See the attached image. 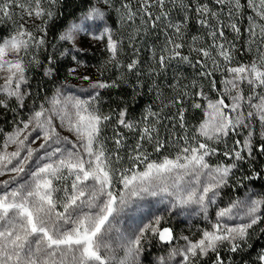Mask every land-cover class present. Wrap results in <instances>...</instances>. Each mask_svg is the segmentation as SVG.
Returning a JSON list of instances; mask_svg holds the SVG:
<instances>
[{
	"label": "snow or ice",
	"instance_id": "obj_1",
	"mask_svg": "<svg viewBox=\"0 0 264 264\" xmlns=\"http://www.w3.org/2000/svg\"><path fill=\"white\" fill-rule=\"evenodd\" d=\"M172 2H179L185 11L182 21L171 20L164 9L165 0H135V8L132 0H121L117 12L125 23L139 19L141 26L150 23L153 29L157 21L167 22L164 46L159 56L153 48L152 58L161 70L173 60L199 66L197 75L210 79L217 98H210L201 88L194 93L185 91L174 102L183 105L184 96L200 98V102L193 99L192 108L201 110L205 118L188 135L181 106L176 116L184 134L173 132L171 138L162 140L154 125L139 127L125 118L126 110H121L116 123L137 132L136 142L126 144V137L115 131V148L109 150L102 133L112 117L97 107L98 92L89 99L64 97L58 92L48 106L34 107L27 120L16 122L0 143V178L8 177L0 179V264H141L146 245L153 241L166 246V255L159 256L155 264H202L210 254L215 256L212 264H225L221 250L242 251L252 231L264 223V192L249 190L243 199L230 200L224 207L217 204L222 189L230 186L234 170L255 159L256 152L264 155V0H211L214 7L201 0ZM59 3L0 0V23H12L7 36H0V95L5 97L0 99V108L9 109L7 101L13 98L21 109L24 107L30 95L25 87L29 82L25 56L45 45L47 25L55 18ZM98 3L101 6L90 7L79 23H71L60 34L59 40L81 51L78 37L85 33L104 45L108 62L118 63L122 41L115 37L103 7L111 6V0ZM153 8L160 9L158 15H153ZM191 11H195L197 23L208 29L211 40L207 46H199V38L193 37L190 48L199 57L194 63L181 51L190 19L187 13ZM224 14L227 24L221 18ZM17 15L22 23L16 20ZM245 16L247 27L242 31L239 22ZM29 20L35 30L28 27ZM225 27L236 39L247 34L248 51L257 45L248 63L237 60L236 41L227 39ZM129 39L131 42L135 35ZM137 64L133 59L128 70L133 71ZM51 72L47 69L45 75ZM217 73L222 89L217 87ZM114 86L100 81L91 85L93 89ZM150 116L158 114L149 112L145 120ZM57 119L59 127L66 128L75 139L62 135L54 122ZM241 135L243 139H236L229 148L228 139ZM146 143L151 145V152ZM221 143L230 163L213 166L208 158L220 153L217 145ZM10 146L14 150L8 151ZM169 147L175 151L165 155ZM122 149L127 155L126 166L121 163ZM153 153L160 155L153 158ZM260 177V172L250 170L243 179ZM238 182L243 186V180ZM149 198L168 205V213L194 209L192 214L206 221L199 229V238L177 235L163 214L137 215L144 208L142 202ZM214 206L212 219L209 210ZM125 218L132 223L122 230ZM258 260L264 264V253Z\"/></svg>",
	"mask_w": 264,
	"mask_h": 264
},
{
	"label": "rangeland",
	"instance_id": "obj_2",
	"mask_svg": "<svg viewBox=\"0 0 264 264\" xmlns=\"http://www.w3.org/2000/svg\"><path fill=\"white\" fill-rule=\"evenodd\" d=\"M207 2L209 3V5H212L211 0H202V2ZM172 3L174 6L175 4L172 2V0H165V6L164 9L165 11L168 13V4ZM83 5L84 7L82 8L83 11L79 12L74 19H72L66 26V28L73 22L79 23V18L83 16V14L85 12L88 11V9L90 7H92L93 5L96 6H101L98 3V0H83ZM132 6L133 8L136 7L135 4V0H132ZM104 10L107 14L108 17V23L109 25L112 27L114 35L117 39L122 41V51L127 50L129 51V56L133 55L135 56L136 53H141L142 55H145L147 58H149V60H152L153 58V48L156 49V55H160V49L164 46L165 43V24L167 23L166 21H164L163 19H161L160 21H157V27L155 29H153L151 27V24L149 23L148 25H144L141 26L140 20L137 19L134 23H125L123 21H121L120 19V13L117 12V9H119L121 7V0H111V6H103ZM214 7V6H213ZM18 13L19 10H14ZM153 15H158L160 12L159 8H153ZM169 14V13H168ZM171 20L173 22H175V19L172 17L171 14H169ZM16 20L19 22H23L19 20V15H17ZM225 24H227V15L224 14L221 17ZM25 19H28L27 17H25ZM247 16H245L239 23L241 26V29L243 31L244 28L247 27ZM8 24L5 25L4 28H1L2 26H0V28L2 29V33H6L7 34L12 30V23L11 22H7ZM36 24H39L40 21L37 20L35 22ZM1 25V23H0ZM28 27L35 30V26L32 23V21L29 20L28 22ZM65 28V29H66ZM135 28H140L141 30L138 32V34H135L133 32V29ZM64 29V31H65ZM225 34L228 40H235L236 41V45L240 44V41H244V50L246 51V53L249 55V60L254 56L255 54V48L257 47V45H252V49L253 51H248V38H247V34L244 33L243 37L240 39H236L234 36V33L231 31L230 28L225 27ZM154 31L157 35V38L153 39L151 37L150 32ZM167 31L171 32V29H168ZM208 33V29L205 32V35H203L204 37H202L199 33L195 34V37L199 38L198 41V45L199 46H207L208 44L211 43L210 38L207 35ZM135 35V39L132 40L130 42V36ZM153 39V40H152ZM159 39V40H158ZM147 42V43H145ZM192 42H193V38H192ZM192 42L190 43L192 45ZM184 44V42H183ZM62 45V46H61ZM190 45V46H191ZM77 48L78 49H82L81 51H77L73 49V46L70 43L67 42H60V45L57 47V50L62 54L63 57H65L66 59L69 60V69H68V80L63 83L58 85L57 87H55L52 95L47 99V102L44 104L45 106H48V102L57 95V93H61L62 96L64 97H76V98H80V99H89L94 93L98 92L99 93V97L97 100V107L100 109L101 112H103L104 114L107 115H111L112 119L110 121L107 122L106 126L103 129V133L102 135L106 138V144L109 150H113L115 148L114 142H113V137H114V133L115 131H119L124 137H126V144H128L130 138L133 137L134 134H137V132H132L129 130H126L125 128L117 125L116 121L118 119V115L119 114H115L112 110L108 109V108H104L101 107V105H99V98H100V92L103 89H93L91 87V85L94 82H105L108 83V81H105V79H103V75L102 72H100V70H97L95 65L90 64L89 62H87L88 60H82V53H86V52H97L99 54L103 53L105 50V47L102 43L99 42H94L92 41V39L90 38V36H88L85 33H81L80 36L78 37V44H77ZM36 49H32L30 54L25 56V63L27 65V68L29 67V64L31 62V60L33 59V52ZM182 53L184 55H188L191 60L193 61V63L195 62V60L197 58H199L197 56V54L193 51H191V48L188 46L186 48H183ZM251 56V57H250ZM73 57H77V58H73ZM105 58L108 57V53L106 52ZM236 58H237V52H236ZM74 62H71V61ZM238 60V58H237ZM249 62V61H248ZM246 62V63H248ZM181 65L184 66H188L190 69H192L195 74L193 76V79H195L194 81H199V87H197L196 92L200 91L201 88H203L204 92L212 99L217 98V92L213 91L211 88V84H210V79H204L200 76L197 75V72L199 71V66H197V68H193L191 65L177 61V60H173L168 67H170V69H177L178 67H180ZM71 69H75L74 72H70ZM108 69V68H107ZM28 71V70H27ZM27 74V72H26ZM89 77L88 80L83 79V77ZM106 77V76H105ZM216 81H220L219 84L217 82V87L222 89V84H221V75L219 73L216 74L215 76ZM2 82V81H0ZM110 84V83H108ZM169 89V88H168ZM247 89H245V92L247 93ZM28 97V96H27ZM25 98V102L26 99ZM5 97H3L2 95H0V99H4ZM192 99H195L196 102H200V98L198 97H193ZM9 104V109H0V113H2V115L0 116V143L3 142V140L5 139L6 134L11 133L14 130L15 127V123L18 122L21 119L27 120L30 111L35 107L36 109H39L40 107V103L38 105H34V104H30V105H24V107L21 109L17 104L15 99H11L7 101ZM166 108L168 110V108H171V104L166 105ZM174 108V107H173ZM145 109V108H144ZM179 108H174L175 111L172 112V110H168V113H177V110ZM14 110V111H13ZM6 112H9L10 114L8 115V117L6 118ZM151 112L149 110H144L143 113L141 114V119H143V123L149 124L150 119L152 121V125H154L156 127L155 124V117L150 116L148 117L147 120H145V117L148 116V113ZM193 112L196 113L195 119L188 121V123L190 124H186L187 125V134L188 135H192L195 131V128L199 125V123L205 118L204 117V113L199 110V109H193ZM200 112V113H199ZM10 117V119H9ZM134 116L129 115L127 116V120L132 122L134 121ZM195 121H199L198 125L195 126ZM55 124L58 127V130L62 133V135H67L69 136L70 139H75L74 136L71 135V133H69L66 128H60L59 124L60 121L57 119L54 121ZM7 123H9L7 125ZM144 126V125H143ZM10 128L9 132L5 133V129ZM184 134V130L183 133L181 135ZM33 135H35V133H33ZM137 135H134L137 137ZM236 139H243V135H241L240 137H236V136H231L228 139V147L231 148L233 142ZM256 143L259 144V136H256ZM181 143H183V141H181ZM35 146V145H34ZM145 147L148 148V150L151 152L152 151V147L149 144H145ZM217 147H219L220 149V153L218 155L209 157V161L210 163L214 166L215 164L219 163V162H225V163H230L229 160H227L226 157H224L223 152L225 151V146L223 143H221L220 145H217ZM14 150V146H10L8 151H12ZM174 149L169 147L167 149V151H165V153L167 152L169 154V152L174 153ZM257 153H255V159L257 156ZM120 155L122 157H124V159L121 161L122 164H124L125 166L128 164V160H127V155L126 152L123 150V152H120ZM160 154H156L153 153V158H155L156 156H158ZM255 159L249 160L247 162L241 163L240 168L234 170L235 171V175L232 176L230 178V186L226 187L224 189H222V195L220 197V199L218 200L217 204L219 207H224L226 206L230 200H235L237 198L243 199L244 196L246 195V193L251 190L253 192H264V181L263 179H256V180H247V179H243L246 175L250 174V170H255L253 167V161H255ZM256 171V170H255ZM8 177H3L0 179H7ZM26 179V177H25ZM238 180H243V186L240 185V183L238 182ZM144 204V208L142 209V211L140 213H137V215H142L144 213H147L149 215L153 214V213H158V214H163L165 215V217L168 219V225L171 226L174 231L176 232L177 235L183 234V235H188L190 237H192L193 239H198L199 238V229L202 227L206 226V221L203 220L202 216H196L194 214H192V212H194V209H176L174 213H168L165 211V209L168 207V205H163V204H159L158 201L154 198H149L148 200L142 202ZM215 211H216V207L214 206L213 208H211L209 210V214L211 216L212 219L215 218ZM132 220L125 218V223L121 224L120 227L122 230L125 229V226H131ZM258 229V230H257ZM255 231H252L249 239H248V243L246 245H244L243 250L242 251H247L249 248L251 249L252 247H250V242L254 240V237H259L258 241L256 244V247L254 251L252 252V259L250 260L249 264H259V260H258V256L261 253H264V232L260 231V228H257ZM257 231V234H255ZM182 243V241H181ZM166 247V246H165ZM165 247H162L158 242L153 241L151 244L146 245L145 247V252L141 255V264H155L157 258L161 255H166V251H165ZM239 251H237L236 253H238ZM122 254V253H121ZM235 253H232L230 251H228L226 248L221 250V255L223 256L224 260L227 261V263H229L231 261V257L229 255H233ZM214 256V254H210V257L205 258L203 261L212 259ZM202 261V262H203ZM207 262V261H206ZM205 263V262H204Z\"/></svg>",
	"mask_w": 264,
	"mask_h": 264
},
{
	"label": "trees",
	"instance_id": "obj_3",
	"mask_svg": "<svg viewBox=\"0 0 264 264\" xmlns=\"http://www.w3.org/2000/svg\"><path fill=\"white\" fill-rule=\"evenodd\" d=\"M189 2L190 0H184L185 4ZM207 2L204 1V3ZM241 2L244 3V0H241ZM83 7V0H60V3L57 5L55 18L47 25L46 43L33 52L35 60L32 59L27 68L29 82L25 87L30 92V95L26 99V105L34 104L36 106L39 103L45 104L47 99L52 95L55 87L68 80L69 60L63 57L57 50L61 42L59 36L66 28L67 24L74 19L79 12L83 11ZM167 8L168 13L172 15L175 21H182L184 19L185 11L181 8L179 2H177L175 6L169 3ZM187 14L190 16V19L184 30L182 41L184 42V48L187 46L188 48L190 47L192 38L196 36L195 34L199 33L204 37L203 35H205L207 31V29L201 27V25L197 23L195 11H191ZM7 24V22L1 23L0 26L4 28ZM1 28L0 36H6V33H2L3 31ZM150 34L153 39L157 38L154 31H151ZM244 45V41H240V44L237 45V58L242 63L249 61V55L244 50ZM105 54V51L101 54L97 52L82 53V60H88L87 62L95 65L96 69L102 72L105 81L116 85L114 87L104 88L100 92L99 105L112 110L116 115L119 114L121 110H126L125 118L127 119L129 115L134 116V121H132V123L139 127L145 125L143 119H141V114L144 110H149L152 113L158 114V116L153 117H155L156 129L162 140L171 138L173 132L177 135H181L183 130L179 127V118L176 116V112L168 113V110L171 109L173 112L175 111L174 108L183 106L185 109L186 124H190L188 121L195 119L194 116H196V113L193 112L192 108L193 97L184 96L183 105L174 102L176 98L185 91L194 93L197 87L201 85L199 81L197 82L193 79L195 72L184 65H181L175 70L170 69V67L161 70L153 59L149 60V58L141 53H136L135 56H129V51L127 50L119 53L118 63L108 62V57H104ZM49 57L52 58L51 63H49ZM133 59H136L138 64L136 69L129 71L127 65ZM71 62L74 61L72 60ZM152 68H155L156 71H150ZM47 69H52L50 75H45ZM194 82L195 87H193ZM217 82L219 84L220 81ZM172 85H176V87ZM167 103L171 104V108H168V110L166 108ZM9 114V112H6V118ZM1 115L2 113H0V116ZM157 120L159 121L158 123ZM150 122L152 123L151 119ZM198 122L199 121H195V126L198 125ZM8 124L9 123H7V125ZM173 125H175V128H173ZM10 128L11 127L5 129V133L9 132ZM134 135L128 141V145L135 144L137 137ZM120 152H123V149ZM164 154L167 155L168 153L164 152ZM253 167L257 172L261 173L259 179H263L264 181V155L259 152L257 153L256 159L253 161ZM258 228H264V223ZM255 234H257V231ZM258 238L259 237H254V240L250 242L251 249L249 248L247 251H239L238 253L229 255L231 261L229 263L225 261V264H249L250 260H253L252 252L255 249L253 247H256V244H258ZM214 259L215 257L206 260L207 262L203 261L202 264H212V260Z\"/></svg>",
	"mask_w": 264,
	"mask_h": 264
}]
</instances>
